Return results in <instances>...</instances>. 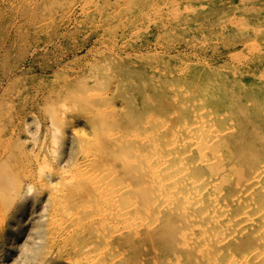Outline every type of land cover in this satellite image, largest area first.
<instances>
[{"label":"rangeland","instance_id":"1","mask_svg":"<svg viewBox=\"0 0 264 264\" xmlns=\"http://www.w3.org/2000/svg\"><path fill=\"white\" fill-rule=\"evenodd\" d=\"M181 89L205 95L206 108L223 117L216 119V129L225 130L227 123L234 128L222 138L230 152L220 172L234 167L238 178L249 177L264 158V0H0V156H10L2 167L26 178L41 199L28 208L23 234L17 231L7 240L0 228V264L22 262L28 229L39 218L44 222V237L37 239L45 253L43 264H66L67 241L53 236L58 213L42 183L67 186L79 168L91 170L84 151L93 148L91 143L103 148L100 137L135 126L133 119L160 112L161 118L171 115V128L174 122L184 123L189 112L169 102L182 105L188 99ZM133 99L139 102L135 108L124 104ZM114 108L123 111L110 121L98 117L111 115ZM123 120L134 125H122ZM61 170L71 178L58 179ZM8 188L10 209L18 191ZM222 189L231 199L240 193L232 183ZM74 202L65 205L78 207L79 201ZM233 209L229 215L235 217ZM250 233L229 243L235 257L255 248ZM177 234L172 225L156 243L147 238L126 243L118 237L120 246H137L135 261L119 264H139L141 256L161 264L164 248L176 243ZM82 236L74 240L86 245ZM167 255L174 256L172 251ZM191 258L184 250L181 264Z\"/></svg>","mask_w":264,"mask_h":264},{"label":"bare ground","instance_id":"2","mask_svg":"<svg viewBox=\"0 0 264 264\" xmlns=\"http://www.w3.org/2000/svg\"><path fill=\"white\" fill-rule=\"evenodd\" d=\"M180 91H184L183 94L189 100H185L182 105L171 98L169 102L171 106L189 112L184 123L173 121L174 126L171 128V115L161 118L159 111L145 119H133L135 126H128L124 132H110L100 137L103 148L91 143L90 148H93L84 151L83 160L91 170H79V163V169L72 176L73 180L69 177V185H57L53 181L42 183L47 186L50 202L55 204L59 216L55 215L54 218L58 226L53 236L56 235L59 241H67L63 246L67 248V255L64 256L66 264H119L135 261L133 249L137 246H120L118 237L124 236L126 243L131 241L133 244L138 239L146 238L154 242L172 225L178 229L176 243L164 248L163 260L158 259L161 264H181V253L184 250L192 255L186 264H264V158L258 160L256 170L246 179L238 178L234 167L221 173L223 160L230 152V146L222 138L234 128L226 122L224 131L216 129V119L221 120L223 117L218 118L206 108L204 94L191 95L184 89ZM129 102L124 104L133 108L139 105L137 99ZM217 110L220 112V107ZM122 111L114 108L111 115L102 113L97 116L110 121ZM125 121L121 124H125ZM132 122L125 125L131 126ZM8 157L0 156V228H4L6 239L10 240L17 231L24 233L25 214L30 206L35 207L41 199L38 193L33 194V186L26 178L21 180L2 167L10 159ZM191 168L197 173L190 176L188 169ZM67 173L61 170L57 174L58 179L69 180ZM228 183L240 189V193L233 196V199L227 198L225 189H222ZM10 185L18 194L15 203L7 209L5 200L12 194L11 188H8ZM76 200L79 206L74 204L70 210L71 202ZM66 202L71 205L67 203L66 206ZM231 206L237 209L235 217L229 215ZM5 210H8L7 215ZM84 230L86 235H83ZM28 231V238L22 246L25 250L20 253L22 262L19 264H43L45 253L37 239L44 237V222L39 218ZM248 233L254 237L255 248L248 249V252L241 249V252L244 250L247 253L240 255L242 257L239 259L228 250V245L232 240L244 239ZM32 236H35L33 240ZM79 236L87 241L86 245L74 240V237ZM171 251L174 254L172 257L167 255ZM144 260L145 257L141 256L139 264H149V261Z\"/></svg>","mask_w":264,"mask_h":264}]
</instances>
